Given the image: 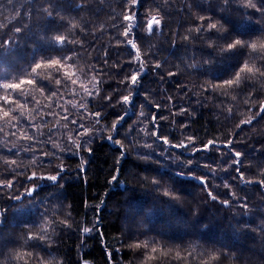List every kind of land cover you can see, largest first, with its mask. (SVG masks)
Returning a JSON list of instances; mask_svg holds the SVG:
<instances>
[{
  "label": "snow or ice",
  "instance_id": "6c2138e0",
  "mask_svg": "<svg viewBox=\"0 0 264 264\" xmlns=\"http://www.w3.org/2000/svg\"><path fill=\"white\" fill-rule=\"evenodd\" d=\"M184 2L187 8H196L199 13L185 30L182 40L186 45L201 41L211 51L209 59L203 61L210 67L203 68L200 63L187 65L201 69L208 78L188 91H184L186 86H180L181 98L192 92L197 97L196 104H214L225 120L233 121L234 127L224 140L217 136L204 142L195 133L186 134L190 124L178 121L176 117L192 113L188 107L177 108L172 96H168L166 102H157L152 92L145 90L144 100L137 111L136 98L144 88L148 67L151 66L163 81L159 69L167 63L155 59L152 52L155 45L144 50L143 40L163 35L165 18L174 0H151L143 18L139 9L144 7L146 0H120L122 11L112 16L111 25L116 30L115 44L111 48L117 49V58L112 59V53L106 47L102 63L99 57H93L88 51L89 48L95 51L94 45L80 35L88 33L87 23L66 20L61 15L63 7L70 5L71 0H28L27 5L21 4L20 7H17L20 0H0V195L14 190L23 179L27 182L20 184L24 192L8 196L9 200L23 204V197L34 198L40 187L39 181L58 184L62 179L65 165L62 156L57 154L66 150L62 143L71 146L67 150L73 155L80 156V171L84 172L87 160L81 154H92L91 145L95 139L107 140L119 152L115 173L108 181L110 185L120 183L123 186L119 180V166L130 154L145 165H158L154 169L145 168L137 177L142 188H150L157 195L152 207L137 210L136 215L143 212V219L135 223V229L129 226L117 238L120 247L116 252L128 249L133 252L134 259H139V264H223L225 260L239 264L241 257L223 244L208 248L192 241L187 247L181 244L173 248L161 239L165 236L163 230L155 235L148 234L153 229L145 230V220L150 222L154 216L163 217L165 211L173 212L174 202L180 200L179 192L173 187L179 181L174 177L180 181H197L208 200L225 208H231L233 202L241 198L237 197L227 178L222 187L228 190L225 195L230 198H221L216 191L221 185L209 183L217 171L230 174L231 169L235 172L231 180L264 189V164L257 162L256 174L249 177L246 171L253 165L251 161L245 164L248 153L236 148L237 144H244L246 138H251L240 137L246 128L251 130L252 136L264 137V128L257 127L264 119V96L261 95L264 92V0H215L219 12L228 14L221 15L218 21H213L212 0ZM98 3L102 5L105 0H98ZM203 4H208V8L202 7ZM75 8L91 10L89 0H80ZM233 12L239 19H231ZM33 16L46 23L34 26L30 23ZM34 27L36 31H33ZM37 36L26 62L18 67L24 59L23 49L31 38ZM176 68L177 71H168L169 78L178 75L179 66ZM110 81H115L116 86L109 90L104 86ZM118 107L123 111L115 115L110 125L107 124L106 110ZM163 111L168 115H162ZM245 112L249 114L245 116ZM132 116L137 118L132 120ZM237 116L241 117L238 121ZM177 128L180 139L173 135ZM21 152L26 154L25 157H21ZM201 152L219 153L220 167L197 162L196 155ZM185 153L191 157L186 161L182 159ZM54 159L60 163L52 174L44 170V165L51 164ZM169 164L175 165L174 172ZM161 169L167 171L161 172ZM200 169H208V172L198 174ZM149 170L155 174L148 175ZM165 175L173 183H167ZM242 199L238 206L246 212L247 198ZM39 203L45 205L43 200ZM103 204L101 200L97 205V216L91 226L85 223L78 228L82 237L99 231L101 240H105L104 233L99 230V209ZM16 211L24 213L20 218L23 231L14 237L4 232L8 207L0 206V264H64L53 255V237L61 227L72 228L71 213L65 212L61 218L57 205H45L39 218L34 220L28 214L30 209ZM132 219L135 221V217ZM14 226L19 227V224ZM240 227L259 236L264 246V221L262 226L246 223ZM106 252L109 264H113V252L107 248ZM81 264L88 262L81 260Z\"/></svg>",
  "mask_w": 264,
  "mask_h": 264
},
{
  "label": "trees",
  "instance_id": "16d2710c",
  "mask_svg": "<svg viewBox=\"0 0 264 264\" xmlns=\"http://www.w3.org/2000/svg\"><path fill=\"white\" fill-rule=\"evenodd\" d=\"M28 0H20L21 4L27 5ZM80 3V0H71L70 5H65L61 11L66 20L87 23L88 33L80 35L87 40L89 44H93L95 51L89 48L93 57H99L100 62H103L104 49L107 47L112 53V59H116L115 52L117 49L111 48L115 44L116 30L112 28V16L122 11L120 0H105L104 4H99L98 0H89L90 11L76 9L75 4ZM151 0H146L144 7L139 9L141 18L145 14V10L150 7ZM213 21H218L221 14L215 7V0H212ZM202 7L208 8V4H203ZM97 9H102L98 11ZM199 10L196 8L189 9L186 7L184 0H174L172 7L169 9V14L165 18L166 26L163 29V35H155L143 40V48L147 50L150 45H155L152 52L155 53V59L167 61L164 63L159 72L163 74L164 80L161 81L159 75H156L151 66L148 67L147 74L144 77V88L141 89V95L136 98L137 111L140 104L143 102V91L152 92L153 99L157 102H166L168 96H172L178 107H188L191 115L176 117L178 121L188 122L190 127L186 130V134L195 133L200 140L206 142L208 138L219 137L224 140L230 129L234 127V122L225 120L224 115L214 104L201 106L195 103L197 97L189 92L188 96L181 98V87L186 86L184 91L193 89L203 83L207 78V74L201 69H193L187 67L188 64L200 63L203 68L210 67L203 64V61L209 59L208 53L211 51L207 45L201 41H196L192 44H187L182 40L187 27L193 22V18ZM204 14V13H200ZM8 15V12H5ZM2 19V17H0ZM233 21L239 19L238 15L233 12L231 14ZM57 22L59 19L57 18ZM221 23L223 21H220ZM30 23L34 26L43 25L46 21L39 19L38 16H33ZM230 27V25H226ZM36 27L33 31H36ZM49 34L52 32L50 30ZM174 34L176 35V43L173 47L172 41ZM143 36V30L140 33ZM38 36L29 40L28 46L23 49L24 59L20 61L22 66L27 60V54L34 46ZM215 55V53H213ZM85 59L88 60L87 54ZM179 66V73L175 78L167 76L168 71H177L176 66ZM127 71V68L125 69ZM115 81H110L104 87L111 89L115 87ZM264 96V92L261 93ZM243 108V105H241ZM122 108L114 110H106V123L110 125L117 113L122 112ZM147 112L148 109L146 108ZM131 114V113H129ZM162 115H168L167 111H163ZM249 113L245 112V116ZM137 117L132 116V120ZM241 117L237 116L238 121ZM131 123V120H129ZM127 125H125V128ZM258 128H264V119L259 122ZM166 130H170L167 129ZM176 139H180L179 129L173 131ZM244 144H237V150L248 153L245 159V164L250 161L252 167L246 171V174L251 177L256 174V163L264 164V137L252 136L251 130L247 129L240 133V137H249ZM240 137H237L239 139ZM22 144L23 142H19ZM93 152L89 155L87 152L82 155L87 160L84 165L85 171H80L81 160L79 158L62 156L65 165V170L61 173L62 179L58 184H53L50 181H39L40 187L37 188L33 197H23V204L19 201L9 200L10 193L22 194L24 188L20 184H27L23 179L16 185L14 190H7L0 195V206L8 207L6 226L4 232L11 233L14 237L18 236L23 231V224L20 218L24 215L23 212H17V209H30L29 213L32 219H38L40 212L44 206H58L59 215L63 217L65 212L71 213L73 221L72 228H59L56 235L53 237L55 244L52 247L53 255L63 260L64 264H81V260L87 261L88 264H109L106 248L113 252V264H139V259H134L133 252L128 249H122L121 252H116L120 247L118 237H121L125 230L131 226L135 229V223L143 219V212L136 215L137 210L147 209L152 207L156 193L150 188H142L138 181V176L144 173L145 168L154 169L158 165H145L137 159L134 154H130L126 159L121 161L119 180L120 183H108L111 176L115 173V161L119 155L118 149L110 144L107 140H98L91 145ZM183 151V150H182ZM25 153L21 152V157H25ZM27 155H31L30 153ZM59 155V154H58ZM184 157H190V156ZM185 160V159H184ZM186 161V160H185ZM197 162L211 163L214 167H220L219 153H198L196 155ZM60 160H52L51 164L45 163L44 170L54 174L58 168L56 165ZM168 163V162H166ZM172 172L176 170L175 165L169 164ZM167 169H161V172ZM208 172V169H200L198 174ZM148 175H154L151 170ZM235 172L230 169V174L222 171H217L214 177H210V184H220L221 187L216 189L221 194V198H230L226 196L227 189L222 187L224 180L232 183L233 190L237 193V199L233 202L231 208H225L219 203H214L207 198V194L201 190L198 182L195 180H182L173 178L179 182L173 184V187L180 194V200L174 202L173 212L165 211L163 217H153L151 221L145 220L146 229H153L149 235H155L163 230L165 236L161 239L168 243L170 247L176 245H187L196 241L203 247H219L221 244L229 247L236 252L241 258L239 264H264V246L259 236L250 231H245L240 226L249 224L251 226H262L264 221V189L259 188L255 184H239L231 180ZM167 183H173L168 175L164 176ZM62 185V187H61ZM247 198L248 210L238 205L243 202L242 198ZM44 201L45 205L39 202ZM101 200L104 204L100 206L99 217L101 220L99 230L105 235V240L102 241L99 231L93 232L88 236L82 237L79 227L85 223L91 226L97 216V205H100ZM207 201V202H205ZM11 205V207H9ZM31 205H35L32 207ZM87 205V206H86ZM62 206V207H60ZM15 213V215H14ZM194 213H196L194 215ZM52 213L49 212V215ZM132 217H135L133 221ZM19 224V227L14 225ZM155 264V262H153ZM223 264H232L231 261L225 260Z\"/></svg>",
  "mask_w": 264,
  "mask_h": 264
},
{
  "label": "rangeland",
  "instance_id": "374dc122",
  "mask_svg": "<svg viewBox=\"0 0 264 264\" xmlns=\"http://www.w3.org/2000/svg\"><path fill=\"white\" fill-rule=\"evenodd\" d=\"M129 115H131V114H129ZM64 130H61V132H63ZM96 141H98V140H100V139H95ZM60 141L58 140V143H59ZM95 142V141H94ZM61 146L62 147H65V152H63V153H57V154H59V155H61V156H65V157H74V158H79L80 160H81V158H80V156H77V155H73V153L71 152V151H68L67 149L68 148H70L71 146L70 145H66V144H61ZM179 151H182V150H179ZM186 155L185 156H190V154L189 153H185ZM82 155V154H81ZM188 158H191V157H188ZM187 157H184V159L185 160H187L188 159Z\"/></svg>",
  "mask_w": 264,
  "mask_h": 264
}]
</instances>
